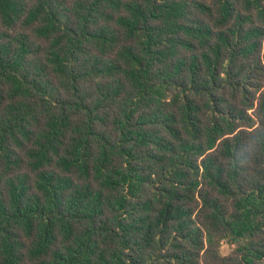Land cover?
I'll use <instances>...</instances> for the list:
<instances>
[{
	"label": "trees",
	"instance_id": "obj_1",
	"mask_svg": "<svg viewBox=\"0 0 264 264\" xmlns=\"http://www.w3.org/2000/svg\"><path fill=\"white\" fill-rule=\"evenodd\" d=\"M0 264H264V0H0Z\"/></svg>",
	"mask_w": 264,
	"mask_h": 264
},
{
	"label": "rangeland",
	"instance_id": "obj_2",
	"mask_svg": "<svg viewBox=\"0 0 264 264\" xmlns=\"http://www.w3.org/2000/svg\"><path fill=\"white\" fill-rule=\"evenodd\" d=\"M233 246H229L227 243L223 242L220 248L221 254H227Z\"/></svg>",
	"mask_w": 264,
	"mask_h": 264
}]
</instances>
